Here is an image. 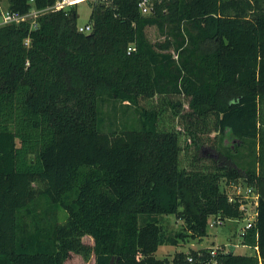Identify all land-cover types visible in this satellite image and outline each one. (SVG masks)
<instances>
[{"label": "trees", "instance_id": "1", "mask_svg": "<svg viewBox=\"0 0 264 264\" xmlns=\"http://www.w3.org/2000/svg\"><path fill=\"white\" fill-rule=\"evenodd\" d=\"M138 1L90 3L89 32L77 30L75 6L0 25V264H64L70 252L162 264L161 215L198 238L210 216H242L222 180L258 192L240 237L257 253L229 245L170 262L264 264V0H152L146 14ZM108 101L132 104L134 116L110 115ZM165 106L179 127L161 124Z\"/></svg>", "mask_w": 264, "mask_h": 264}, {"label": "rangeland", "instance_id": "2", "mask_svg": "<svg viewBox=\"0 0 264 264\" xmlns=\"http://www.w3.org/2000/svg\"><path fill=\"white\" fill-rule=\"evenodd\" d=\"M7 3V0H0V7H4ZM75 9L77 12V24L82 25L86 21H88L89 14L91 11V5L87 2H81L75 5ZM148 34L150 37L154 38L156 36L155 29L153 27H148ZM161 99L158 97H153L151 101L147 100H140L142 105L148 104H156L159 103ZM134 106L132 104H127L126 102L122 101H108L103 109L106 112H109L110 115L116 116L118 119L121 116L125 117L128 115L134 116L133 111ZM125 109V112H124ZM162 114L160 116L161 124L165 126L171 127L172 125L175 127H179L177 120L173 118L171 110L168 106H165L162 110ZM213 134V132H212ZM181 143H184V136L181 135L180 137ZM238 141L236 138L228 131H226L222 137L221 144L228 146L231 149ZM244 153L247 149L244 147H239ZM203 155L204 156H214L215 151L207 149L203 147ZM236 161L239 164H244L247 161V158L242 155H237ZM241 185L242 192L244 191V185L241 182H238ZM237 184V183H236ZM221 187L225 189L227 194H232L235 192L236 188L233 185L225 184L224 180L221 181ZM256 190V189H255ZM247 213H252L253 205L252 203H248L246 207ZM248 216V215H246ZM159 221L161 223L162 228L164 229L168 240L158 246L157 250L155 251V256L161 259H165L166 262L162 264H171L170 260L172 256L177 251H184L188 252L191 249L201 250L204 248H222L224 250L228 249V245L230 243L234 244L237 243L235 247L236 253H244V254H253L254 248L249 247L246 245H242L240 243V235L239 230L241 226L245 223V220H225L222 224H217L215 226H208L206 227V235L203 237H192L190 232H188L184 227V221L181 218H178L174 214H163L159 217ZM82 241L88 244H92L93 240L92 237L85 234L81 237ZM169 239H174L175 243L169 242ZM234 247V246H233ZM234 249V248H233ZM94 263V256L91 253L88 257H84L80 253L70 252L67 259L64 261V264H93Z\"/></svg>", "mask_w": 264, "mask_h": 264}, {"label": "built area", "instance_id": "3", "mask_svg": "<svg viewBox=\"0 0 264 264\" xmlns=\"http://www.w3.org/2000/svg\"><path fill=\"white\" fill-rule=\"evenodd\" d=\"M81 2H103L108 3L110 0H54L51 4L45 6L44 8H35L31 6L26 12L19 13L16 11H11L7 8V6L0 7V25L8 24V23H17L22 20H30L31 25L35 24V17L39 15L40 13L46 11V10H56V9H62L66 10L69 9L78 3ZM138 7L140 9V12L143 14H146L150 12L152 7V0H139L138 1ZM77 30L82 32H89L91 30V23L86 21L82 25L77 24ZM132 47L129 46L128 50ZM230 185V184H229ZM236 188L235 192L232 194H228L229 200L237 199L239 204V209L242 211V216L240 218H234L230 220H245V223L241 226L239 230V235L242 237L244 232L247 228H249L254 221V218L256 216V208L258 203V192L253 188V186L250 185H244V191L242 192V188L240 183L231 184ZM248 203H252L253 205V211L252 213H247L246 207ZM248 215V216H246ZM225 221L220 215H212L209 217L208 220V226H215L217 224H222ZM231 245V244H229ZM228 245V246H229ZM233 246L237 245V243L232 244ZM220 248V247H219ZM217 249V248H216ZM216 249H210L211 254H214ZM254 253H257V247H254ZM189 260H191V257H188Z\"/></svg>", "mask_w": 264, "mask_h": 264}, {"label": "crops", "instance_id": "4", "mask_svg": "<svg viewBox=\"0 0 264 264\" xmlns=\"http://www.w3.org/2000/svg\"><path fill=\"white\" fill-rule=\"evenodd\" d=\"M5 6H7V3H6ZM230 244L232 245V243H230ZM232 246H233V245H232ZM236 246H237V245H235V246L233 247V248H234V249H233L234 252H236V251H235V247H236Z\"/></svg>", "mask_w": 264, "mask_h": 264}, {"label": "water", "instance_id": "5", "mask_svg": "<svg viewBox=\"0 0 264 264\" xmlns=\"http://www.w3.org/2000/svg\"><path fill=\"white\" fill-rule=\"evenodd\" d=\"M113 258L110 259L109 264H112Z\"/></svg>", "mask_w": 264, "mask_h": 264}]
</instances>
